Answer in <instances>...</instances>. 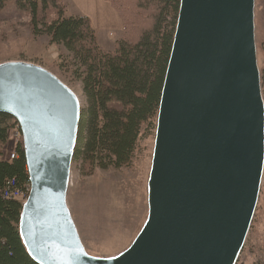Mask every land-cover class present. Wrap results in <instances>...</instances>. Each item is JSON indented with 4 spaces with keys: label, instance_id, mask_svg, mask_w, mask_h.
<instances>
[{
    "label": "water",
    "instance_id": "obj_1",
    "mask_svg": "<svg viewBox=\"0 0 264 264\" xmlns=\"http://www.w3.org/2000/svg\"><path fill=\"white\" fill-rule=\"evenodd\" d=\"M255 0H180L146 180V212L108 254L67 206L81 103L44 67L0 63V113L19 127L29 192L18 234L37 264H236L264 172Z\"/></svg>",
    "mask_w": 264,
    "mask_h": 264
},
{
    "label": "trees",
    "instance_id": "obj_2",
    "mask_svg": "<svg viewBox=\"0 0 264 264\" xmlns=\"http://www.w3.org/2000/svg\"><path fill=\"white\" fill-rule=\"evenodd\" d=\"M123 22L114 50L103 49L90 19L65 12L61 0H0L29 15L31 32L61 45L58 67L64 80L81 83V108L73 161L88 174L96 169L128 167L146 129H154L180 0H107ZM53 10L54 18L42 17ZM264 84V77L261 85ZM17 126L0 113V264H37L18 234L21 201L4 197L5 188L26 190L28 172L21 140L15 157L3 158L2 146Z\"/></svg>",
    "mask_w": 264,
    "mask_h": 264
},
{
    "label": "rangeland",
    "instance_id": "obj_3",
    "mask_svg": "<svg viewBox=\"0 0 264 264\" xmlns=\"http://www.w3.org/2000/svg\"><path fill=\"white\" fill-rule=\"evenodd\" d=\"M61 1L65 4L64 0ZM111 8L118 16L121 31L117 36H108L110 47H104L97 41L107 50H114L117 40L124 33L121 17L112 6ZM65 12L69 13L68 8ZM54 15L55 12L49 10L42 17L50 20ZM107 27L111 31L117 26L114 24ZM254 37L264 100V87L261 85L264 77V0L254 1ZM60 52H64L61 45L50 43L46 35H34L31 32L26 11L16 9L12 4L0 11V63L27 61L44 67L77 94L82 108L85 99L81 83L64 80V73L57 63ZM154 132L155 128L145 130L135 157L128 167L96 169L85 174L80 171V164L72 161L67 206L88 253L108 255L117 252L130 242L138 230L146 212L145 189ZM18 140H21V134L19 128L14 126L1 148L3 158H9ZM20 201H24V198ZM236 264H264V172L254 216Z\"/></svg>",
    "mask_w": 264,
    "mask_h": 264
},
{
    "label": "crops",
    "instance_id": "obj_4",
    "mask_svg": "<svg viewBox=\"0 0 264 264\" xmlns=\"http://www.w3.org/2000/svg\"><path fill=\"white\" fill-rule=\"evenodd\" d=\"M64 2L70 14H81L90 19L100 45L111 46L108 36H117L121 31V25L120 21L118 22V16L108 2L105 0H64ZM114 24L117 26L116 29L109 31L110 28L107 26Z\"/></svg>",
    "mask_w": 264,
    "mask_h": 264
},
{
    "label": "built area",
    "instance_id": "obj_5",
    "mask_svg": "<svg viewBox=\"0 0 264 264\" xmlns=\"http://www.w3.org/2000/svg\"><path fill=\"white\" fill-rule=\"evenodd\" d=\"M19 134V132H18ZM15 157L14 153H11L9 155V159H12ZM29 191V187L26 188V190H21L18 188H11L10 186H8L7 188H5L2 192L4 197H11L14 199H18L21 200L22 198H26V195L28 194Z\"/></svg>",
    "mask_w": 264,
    "mask_h": 264
}]
</instances>
